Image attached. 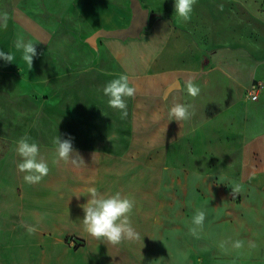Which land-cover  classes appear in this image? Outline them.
Wrapping results in <instances>:
<instances>
[{
  "label": "rangeland",
  "instance_id": "obj_1",
  "mask_svg": "<svg viewBox=\"0 0 264 264\" xmlns=\"http://www.w3.org/2000/svg\"><path fill=\"white\" fill-rule=\"evenodd\" d=\"M126 1L131 7V0ZM138 1L149 11L141 36L159 20H175L170 51H200L205 57L233 50L264 75V0H197L188 22L177 21L174 0ZM95 33L60 40L63 52H37L30 70L20 51H9L15 55L11 63L0 59V264H144L161 191V167L147 165L146 152L129 147L132 98L126 101L125 119L108 106L103 88L120 73L102 48L107 38L89 40ZM255 82L261 84L257 101L247 97L251 85L244 92L250 104L264 102V78ZM25 134L38 143L50 169L37 184L25 183L16 167V141ZM56 136L71 139L85 164L53 163ZM135 140L143 141L144 136ZM246 170L264 191V135L251 142ZM91 187L136 201L131 221L140 240L113 246L83 230L81 205L90 198ZM21 221L37 232L29 235L19 226ZM241 236L250 234L244 228ZM231 251L238 255L242 248L235 243Z\"/></svg>",
  "mask_w": 264,
  "mask_h": 264
},
{
  "label": "crops",
  "instance_id": "obj_2",
  "mask_svg": "<svg viewBox=\"0 0 264 264\" xmlns=\"http://www.w3.org/2000/svg\"><path fill=\"white\" fill-rule=\"evenodd\" d=\"M0 12L10 17L7 28L0 27L5 53L17 51V33L37 43L40 54L63 52L58 42L74 33L81 38L124 29L133 19L126 0H0ZM175 23L159 20L140 38L101 42L119 73L137 88L129 147L145 151L147 165L161 167L144 264H264V191L246 170L251 142L264 135V102L250 104L244 98L264 75L233 50L205 57L200 51H170ZM168 51L173 54L167 56ZM190 78L201 89L195 98L185 88ZM177 103L191 104L194 111L180 124L167 118ZM136 136L144 140L134 142ZM197 209L205 211L206 219L193 235L189 228ZM244 228L249 237L241 236ZM237 242L238 255L231 251Z\"/></svg>",
  "mask_w": 264,
  "mask_h": 264
},
{
  "label": "clouds",
  "instance_id": "obj_3",
  "mask_svg": "<svg viewBox=\"0 0 264 264\" xmlns=\"http://www.w3.org/2000/svg\"><path fill=\"white\" fill-rule=\"evenodd\" d=\"M197 0H174V14L178 22H188L191 20L194 6ZM9 15L7 12H0V27L7 28ZM31 38H26L24 34L17 33L13 46L22 53L21 59L26 63L29 70L33 65V58L37 55L36 45ZM0 59L11 63L15 60L12 52L5 53L0 51ZM187 93L195 98L199 95L201 89L199 85L190 78L185 83ZM137 92L136 86L132 85L127 74H119L117 78L107 82L103 88L104 96L108 97V106L119 110L121 119L128 116L127 99L134 98ZM194 115L193 105L177 103L168 111V121L189 120ZM53 144L56 152V159L53 163L63 162L65 165L80 167L84 165V160L80 154L73 148L71 139L62 140L59 136L54 137ZM16 154L20 157L16 167L21 173H24L23 180L28 184H37L48 175L50 169L46 159L40 154L38 143L29 135L25 134L16 141ZM94 155V154H93ZM239 186L233 189L238 192ZM89 199L86 204L81 205L83 210V219L81 224L83 230L91 237L113 246L119 245L125 241L140 240V234L136 231L131 221V215L136 208V201L127 195L116 192L112 195H106L99 192L95 187L88 189ZM206 213L202 209H197L192 217V227L189 232L196 234L197 229H202ZM19 226L26 228L29 235H34L37 228L33 225L21 221ZM239 247V242L236 243Z\"/></svg>",
  "mask_w": 264,
  "mask_h": 264
},
{
  "label": "water",
  "instance_id": "obj_4",
  "mask_svg": "<svg viewBox=\"0 0 264 264\" xmlns=\"http://www.w3.org/2000/svg\"><path fill=\"white\" fill-rule=\"evenodd\" d=\"M131 9L133 12V19L128 28L119 30H99L90 38V41L95 43L96 39L99 37L122 41L140 38L144 27L148 23L149 11L144 10L138 0H131Z\"/></svg>",
  "mask_w": 264,
  "mask_h": 264
},
{
  "label": "built area",
  "instance_id": "obj_5",
  "mask_svg": "<svg viewBox=\"0 0 264 264\" xmlns=\"http://www.w3.org/2000/svg\"><path fill=\"white\" fill-rule=\"evenodd\" d=\"M260 90H261V84L258 82H253L247 95L248 99H251L252 101H257L259 98Z\"/></svg>",
  "mask_w": 264,
  "mask_h": 264
},
{
  "label": "bare ground",
  "instance_id": "obj_6",
  "mask_svg": "<svg viewBox=\"0 0 264 264\" xmlns=\"http://www.w3.org/2000/svg\"><path fill=\"white\" fill-rule=\"evenodd\" d=\"M90 40V39H89Z\"/></svg>",
  "mask_w": 264,
  "mask_h": 264
}]
</instances>
